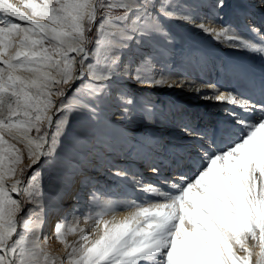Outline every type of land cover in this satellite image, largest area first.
<instances>
[{"label":"bare ground","instance_id":"obj_1","mask_svg":"<svg viewBox=\"0 0 264 264\" xmlns=\"http://www.w3.org/2000/svg\"><path fill=\"white\" fill-rule=\"evenodd\" d=\"M227 1L116 0L124 17L99 24L93 49L85 36V57L70 53L74 74L63 86L75 87L57 119L54 103V129L35 162L45 167L48 190L22 231L17 221L14 239L21 232L40 244L41 260L60 254L68 264L81 236L94 240L103 222H123L137 206L179 195L202 165L264 120V0H233L255 21L251 36ZM221 93L233 101L217 100ZM5 139L19 151L26 146ZM86 224L88 234L78 236L75 226ZM165 251L145 264L152 257L165 264Z\"/></svg>","mask_w":264,"mask_h":264},{"label":"snow or ice","instance_id":"obj_2","mask_svg":"<svg viewBox=\"0 0 264 264\" xmlns=\"http://www.w3.org/2000/svg\"><path fill=\"white\" fill-rule=\"evenodd\" d=\"M97 3L0 0V264H38L35 247L23 244V236L13 238L23 201L12 194H19L26 168L45 148L42 125L52 124V89L60 86L54 93L60 97L62 86L73 78L76 58L70 53L86 56L83 45ZM216 99L233 101L224 93ZM32 129L38 134L34 139L29 136ZM5 134L26 143L24 167H19V149L6 142ZM56 232L59 238V227ZM162 249L165 264H264V120L241 142L212 158L179 195L165 203L137 206L123 222H103L98 238L81 236L67 260L138 264Z\"/></svg>","mask_w":264,"mask_h":264},{"label":"rangeland","instance_id":"obj_3","mask_svg":"<svg viewBox=\"0 0 264 264\" xmlns=\"http://www.w3.org/2000/svg\"><path fill=\"white\" fill-rule=\"evenodd\" d=\"M247 1L250 4L255 3L254 0H247ZM227 3H228L227 10L233 11L234 14L236 15V17L240 18L239 20L242 22V24H245V27H246L245 29L248 31L250 36L255 34L254 32L256 31V28L253 27L255 24V21H252L253 19H251L250 15L245 14L240 9V6H238V4L236 2H234L233 0H228ZM253 6H257V5L253 4ZM125 12H126V8L119 6L116 3V0H98L96 19L93 22V24L91 25L90 31L86 32V36L89 37V40L91 39L89 41L90 49H93L96 46V30H98L99 24L103 20H105L106 18H111L112 20L113 19L114 20L122 19L124 17ZM256 34H257V31H256ZM62 87H63V95H61L60 97H57V99L54 101V103H56V109H55L54 114H53L54 115L53 119L60 118V115H61L60 101H62L64 98H66L67 95H69L71 93V91H72V89H74L75 85L72 84L70 86H62ZM53 129H54V127L52 125H48L47 123H44L42 126V133H43V131H47L46 135L49 137L51 135ZM37 135L38 134L35 131L34 136L36 137ZM5 140H6V142H8L7 139H5ZM12 144H15V143L12 142ZM15 146H17V144H15ZM28 151L29 150H28L27 146L20 147L19 153L22 157V159H21L22 165L20 164L21 165L20 167H24L26 164H28ZM208 164H209V162H207L206 164L201 166V168L197 171V173H198L197 176L191 182H194V180L198 177V175L203 170H205L207 168ZM42 168H44V169H42ZM33 177H34V179H32ZM46 178H47L46 177V171H45V167H42V162H39L36 164L35 163L31 164L29 167L26 168L23 176L21 177V181L24 183L23 190L28 189L29 194L26 192L25 193L22 192L23 190H21L19 192V194H12L14 199H17L18 201H23L22 202V211L19 212L16 216V220L18 221V223H21V226H19L20 231H22L23 228H25V226H26L25 222L28 223L31 210L35 207V205L37 203H40L41 200H43L45 195H46V192L48 190V186H46L47 184L44 182V180H46ZM24 194H26V195H24ZM36 197H37V199H36ZM33 198H34V200H33ZM32 200L34 202H32ZM32 203H35V204H32ZM60 218H61V216H60ZM96 220H100V222H102L101 218H98ZM86 222H88V221L86 220ZM87 224L81 228H80V226L76 225L75 226V228H76L75 233L77 232L76 234L78 236H81L83 234V232L86 231V234H88L89 229L87 228L86 230H84V227L88 226ZM20 233L18 234V236L16 235V239L17 238L19 239L21 236H23L25 238L23 244H26L29 248H33V246L35 247V251L37 253V256H40V257H38V264H55V263L56 264L57 263L62 264V259H61L62 257L60 254H58L56 257H53L52 255H51L52 256L51 257L50 255H48L49 256V257H47L48 261L44 260L45 258L43 260H41L44 255L43 256L41 254L39 255L38 249H39L40 244L33 245L32 240H28V241L26 240L27 235H21ZM91 237H93V236H91ZM41 243H43V242H41ZM62 245H63V243L60 244V246H62ZM55 247L56 246L53 244V248H55ZM164 250H166V249H164ZM57 257H60V258H57ZM155 258L156 257H152V259L150 260V263H148V264L155 262ZM49 259H51V260L49 261ZM145 259L146 258L140 259L138 261V264H145V262H144ZM59 260L61 261V263L59 262ZM51 261L54 263H52Z\"/></svg>","mask_w":264,"mask_h":264}]
</instances>
